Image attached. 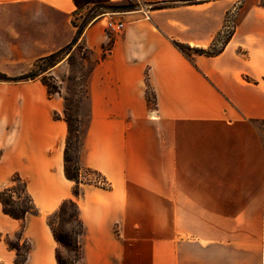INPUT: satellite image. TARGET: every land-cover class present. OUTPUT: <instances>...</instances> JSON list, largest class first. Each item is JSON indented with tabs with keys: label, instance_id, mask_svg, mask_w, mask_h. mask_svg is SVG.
Wrapping results in <instances>:
<instances>
[{
	"label": "crops",
	"instance_id": "1",
	"mask_svg": "<svg viewBox=\"0 0 264 264\" xmlns=\"http://www.w3.org/2000/svg\"><path fill=\"white\" fill-rule=\"evenodd\" d=\"M240 1L135 12L120 33L103 21L86 28L79 45L95 64L80 165L107 183L81 184L77 197L64 170L68 127L55 118L64 98L40 80L0 82V188L19 174L40 218L73 199L79 264H264V7ZM76 10L74 0H0V72L71 44ZM231 13L217 56L189 60L175 47H211ZM14 221L0 204V233ZM50 233L32 238L25 264H57ZM16 257L0 236V262Z\"/></svg>",
	"mask_w": 264,
	"mask_h": 264
},
{
	"label": "trees",
	"instance_id": "2",
	"mask_svg": "<svg viewBox=\"0 0 264 264\" xmlns=\"http://www.w3.org/2000/svg\"><path fill=\"white\" fill-rule=\"evenodd\" d=\"M95 7V11L102 10H110L113 12L120 11H133L136 9L134 5H124L120 2H112L111 0H88ZM209 0H180V1H166L160 3H151L153 5V10H162L169 8L175 4L182 5H194L203 3ZM263 1V0H262ZM77 10L79 9V4L77 0H74ZM264 7V6H263ZM76 10V12H77ZM75 12V13H76ZM92 19H85L80 25H76L72 22V25L76 29L75 37L71 44L64 47L63 49L52 53L48 56L42 57L36 60L33 65L28 76L19 79H11L5 73L0 72V82L4 83H12V82H24L30 80H40L42 84L47 88L48 95L50 98L60 95V91L58 86L53 82V77L51 75L52 69H54L61 61L62 57L66 54H69L74 48L84 49L81 45H79L80 39L82 38L86 28L90 25ZM221 37L217 36L214 40V43L211 47L207 49L201 48H191L190 46L174 43L175 47L189 60H191V56L187 52H193L196 55H204L207 57H214L220 54L221 49L215 53H212V49L215 47L216 42ZM112 40L108 46V50L111 46ZM106 49V50H107ZM150 99L148 93V100ZM80 101L77 104V108L80 107ZM71 108L66 106L63 116L56 114V119H63L68 127V137L65 146L64 153V161H65V176L68 180L76 182L78 187L81 185L80 181V150L82 144V137L80 134V129L74 127L73 121L70 117ZM76 122L79 123V117L76 116ZM89 122V120H88ZM88 126V124H87ZM87 129V127H86ZM74 150L75 152V165L77 166V176H72L69 171V163H70V153ZM89 172H92L94 175L98 176L106 185V180L102 177L101 174L88 169ZM12 186L5 190L0 191V204L2 206L3 213L10 218L25 222L28 216H34L39 214L38 209L34 203V200L27 189V183L20 177L19 174H14L11 178ZM88 183V182H87ZM93 183V182H90ZM98 184V182H94ZM100 185V184H98ZM79 195V191L74 192V196L77 197ZM57 221V222H56ZM48 227L51 230L54 241L57 244L56 248V262L57 264H79L81 259V246H80V238L84 232V224L80 218V209L78 204L73 200H65L60 208L51 216H49L47 221ZM65 226H68L69 229L66 230ZM18 234V238L20 242H23V246H25L26 252L25 257L22 264H25L28 260V256L31 251V243L24 237L23 232L16 233ZM8 246L16 251V260L14 264H19V258L21 255L19 254V245L11 243L9 240L7 241ZM67 252V256L64 257V252ZM0 264H2L0 262Z\"/></svg>",
	"mask_w": 264,
	"mask_h": 264
},
{
	"label": "rangeland",
	"instance_id": "3",
	"mask_svg": "<svg viewBox=\"0 0 264 264\" xmlns=\"http://www.w3.org/2000/svg\"><path fill=\"white\" fill-rule=\"evenodd\" d=\"M77 1L79 4V9L72 17V22H74L76 25H80L85 19H92V22L90 23V25L94 22L103 21V24L106 26V23L110 20L112 21L124 20L126 17H129V15H132L135 12H138V15L140 16H144L145 14H149L150 12L153 11V5L143 0H120L118 1L124 5H134L136 7V9L133 11H120V12H113L110 10L95 11L94 10L95 7L88 0H77ZM240 2H242V0ZM260 5L264 6V0L263 1L261 0ZM234 28H235V13H231L226 17L225 30H224L225 32L224 34L221 35V37L216 42L215 47L211 51L212 53H215L222 48L224 42L227 40V37L230 36V34L234 32ZM112 33H115V32H112ZM187 53L191 56V59L194 58L195 54L193 52H187ZM94 64H95V58L94 56L91 55V53L88 50L81 49V48H74L69 54H66L62 57V61L55 67L57 68V70H55V74L54 75L51 74L54 79L53 82L59 88L60 96L64 98L66 106H69L71 108L70 117L73 121L74 127L77 128L78 126V129H80L79 135L81 137H83L86 131V127H87L88 120H89V107H88V99H87V92H86L87 91L86 83H87V78ZM31 69H32V66L20 74H16V75L6 74V75L11 79L24 78L28 76ZM148 93L150 97L148 101L150 102V104L154 105L155 104L154 96L152 92H150L149 90H148ZM80 101L82 103L80 104V107L77 108V104ZM76 116L79 117V120H80L79 123L76 122ZM70 160H71L69 163L70 174L72 176H77L78 173L76 171L77 166L75 165L74 150H72L70 153ZM64 170H65V163H64ZM79 176H80V181L82 182L81 184H85L87 182L88 183L98 182V184L100 185L104 184L102 180L98 178V176L94 175L92 172H89L88 169H85V168L81 169ZM12 185L13 184L10 178L9 181L5 184V186L0 188V191L10 188ZM79 188L80 187H78L77 183L74 182L73 194L75 191L76 192L79 191ZM55 212L51 214H45V215L43 214V218H40L41 213L39 212V214L34 215L35 217L30 218L31 220L29 219V222L27 221V219L25 222L14 221L17 226L15 228V231L12 234L8 235V234L0 233L1 240L3 241L5 240L6 242L9 240L11 243L19 245V254L21 255V257L19 258V264H22L24 260L26 249H25V246H23V242H20V239L18 238V234L16 233L23 232L24 237L30 243L32 241V238L41 243L42 241V236L40 237L41 229L46 227L49 230L47 226L48 225L47 221H48L49 216H51ZM65 228L66 230L69 229L68 226H65ZM50 239L53 242V245L55 247V252H56L57 244L54 241L53 236ZM31 251H32V243H31ZM63 252H64V257H66L67 252L65 250Z\"/></svg>",
	"mask_w": 264,
	"mask_h": 264
},
{
	"label": "built area",
	"instance_id": "4",
	"mask_svg": "<svg viewBox=\"0 0 264 264\" xmlns=\"http://www.w3.org/2000/svg\"><path fill=\"white\" fill-rule=\"evenodd\" d=\"M106 27L112 32L120 33L124 30L125 24L123 22L110 20L106 23Z\"/></svg>",
	"mask_w": 264,
	"mask_h": 264
}]
</instances>
